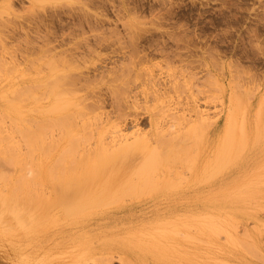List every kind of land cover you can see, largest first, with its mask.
<instances>
[{
  "label": "rangeland",
  "instance_id": "obj_1",
  "mask_svg": "<svg viewBox=\"0 0 264 264\" xmlns=\"http://www.w3.org/2000/svg\"><path fill=\"white\" fill-rule=\"evenodd\" d=\"M51 69L87 116L27 147L0 100V132L42 164L126 145L118 180L185 189L188 264H264V0H0V92Z\"/></svg>",
  "mask_w": 264,
  "mask_h": 264
},
{
  "label": "bare ground",
  "instance_id": "obj_2",
  "mask_svg": "<svg viewBox=\"0 0 264 264\" xmlns=\"http://www.w3.org/2000/svg\"><path fill=\"white\" fill-rule=\"evenodd\" d=\"M55 72L24 87L28 106L17 85L0 92L11 130L28 135L27 147L38 140L34 135L54 127L74 130L71 118L87 116L86 93L79 92L85 86L60 83ZM11 130L0 132V167L11 170L0 168V264H112L114 258L149 264L154 249L167 252L166 264H188L191 206L178 181L118 180L126 145L104 144L113 153L89 159L71 157L83 138L71 139L67 151L49 150L44 164L34 162Z\"/></svg>",
  "mask_w": 264,
  "mask_h": 264
}]
</instances>
